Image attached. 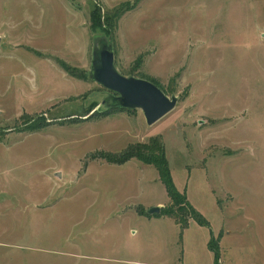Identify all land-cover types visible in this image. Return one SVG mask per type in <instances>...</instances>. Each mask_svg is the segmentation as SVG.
<instances>
[{
  "label": "rangeland",
  "instance_id": "374dc122",
  "mask_svg": "<svg viewBox=\"0 0 264 264\" xmlns=\"http://www.w3.org/2000/svg\"><path fill=\"white\" fill-rule=\"evenodd\" d=\"M94 6L124 9L112 34ZM0 37V264H214L211 239L218 264H264V0H0ZM103 37L174 109L149 124L103 102ZM151 138L208 224L164 214L153 163L103 158Z\"/></svg>",
  "mask_w": 264,
  "mask_h": 264
},
{
  "label": "water",
  "instance_id": "95a60500",
  "mask_svg": "<svg viewBox=\"0 0 264 264\" xmlns=\"http://www.w3.org/2000/svg\"><path fill=\"white\" fill-rule=\"evenodd\" d=\"M1 40V37H0ZM90 77L114 92L108 101L112 107L141 108L149 124H153L176 106L178 97L168 95L154 81L119 71L115 63V50L105 37L98 38L92 49ZM155 205L150 212H159Z\"/></svg>",
  "mask_w": 264,
  "mask_h": 264
},
{
  "label": "trees",
  "instance_id": "16d2710c",
  "mask_svg": "<svg viewBox=\"0 0 264 264\" xmlns=\"http://www.w3.org/2000/svg\"><path fill=\"white\" fill-rule=\"evenodd\" d=\"M123 12L124 9H118L117 12L113 13V16L111 12H105L103 15L101 8L99 6H94L91 11L90 27L94 32L104 31L105 33L112 34L115 28L117 27L118 19L120 18V15ZM63 67L70 73L77 74L75 72L74 67H72L66 62H63ZM78 76L81 77L83 75L82 73H79ZM157 84L166 92V90L159 83ZM111 108L130 109L122 107ZM91 116L92 115H88L86 118ZM40 119L42 121H45L43 122V124L47 123V119L45 118V116H41ZM43 124L33 123L28 128L30 130H37L39 128H42ZM132 157L140 158L146 163H153L158 168L160 176L165 183L167 193L171 199V204L163 209L164 214L173 216L179 222L182 229H185L189 226L191 217L195 218L202 225L208 224V221L203 216V214L191 204V202L187 199L184 193L182 194L177 189L173 181L172 172L168 158L166 156L164 144L159 139L151 138V143L149 144L138 143L135 146H129V148H127L125 151H122L118 155L108 154L105 155V157L103 158H106V160L109 162L123 163L131 159ZM208 244L209 247L214 251V264H218V259L220 256L219 249L216 248V245H213L212 239L209 241Z\"/></svg>",
  "mask_w": 264,
  "mask_h": 264
}]
</instances>
